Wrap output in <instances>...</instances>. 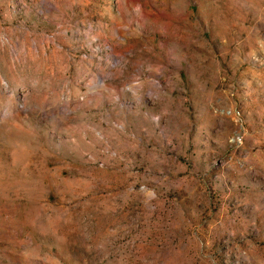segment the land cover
I'll use <instances>...</instances> for the list:
<instances>
[{"label":"rangeland","instance_id":"obj_1","mask_svg":"<svg viewBox=\"0 0 264 264\" xmlns=\"http://www.w3.org/2000/svg\"><path fill=\"white\" fill-rule=\"evenodd\" d=\"M0 264H264V0H0Z\"/></svg>","mask_w":264,"mask_h":264}]
</instances>
